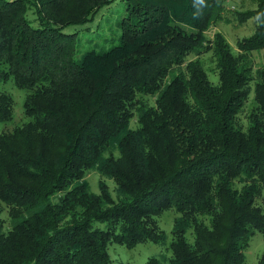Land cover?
Here are the masks:
<instances>
[{
	"label": "trees",
	"instance_id": "16d2710c",
	"mask_svg": "<svg viewBox=\"0 0 264 264\" xmlns=\"http://www.w3.org/2000/svg\"><path fill=\"white\" fill-rule=\"evenodd\" d=\"M252 1L235 13L254 33L233 52L205 36L225 0H0V82L25 91L27 119L0 133V264H111V244L164 246L170 210V256L146 264H245L264 237V63L253 76L250 59L264 49V0ZM114 3L108 33L66 31ZM206 53L217 85L197 59ZM12 118L0 92V124ZM88 170L113 180L116 202L102 184L89 190Z\"/></svg>",
	"mask_w": 264,
	"mask_h": 264
},
{
	"label": "rangeland",
	"instance_id": "374dc122",
	"mask_svg": "<svg viewBox=\"0 0 264 264\" xmlns=\"http://www.w3.org/2000/svg\"><path fill=\"white\" fill-rule=\"evenodd\" d=\"M225 12L223 13L224 19L218 22L214 27L209 29L205 36L207 40L212 41L215 33H220L227 40L229 45L232 47V51H237V41L243 38H248L254 33L255 22L253 19H249L244 23H239L236 18V13L246 12L248 10L255 9V3L252 0H225ZM102 11V10H101ZM111 11V12H110ZM122 11V6L119 3H114L111 6V10L99 13L94 19L85 26L79 27H68L66 31H79L80 34H88L89 36L94 35L97 31H102L103 33H108L109 24L108 22H114L119 13ZM112 13V14H111ZM195 55H190L187 60H195ZM203 65V68L208 76L209 81L217 85L218 75L215 67V61L212 53L202 54L197 58ZM252 63V74L255 76L256 70L264 63V49L260 51H255L252 53L251 57ZM254 82L250 84L253 88ZM0 92H6L11 95L13 99V118L10 122L6 124H0V133L3 131H9L15 126L24 124L27 119L23 113V102L25 98V91L20 90L15 87L12 80L6 82H0ZM253 92L249 96V100L246 103L244 110L239 115L238 119L241 125L245 128L248 124V110L253 103ZM145 104L148 106L154 105V99L149 96H138ZM138 115L135 112L133 119L130 123L131 129H136L138 127ZM85 180L89 186V190L98 194L100 185H104L111 196V199L116 202L117 197V186L113 180L101 176L95 170H88L86 172ZM259 205L264 209V194L262 198L258 200ZM177 217V214L173 211H166L158 220V226L161 231H163L167 236V241L164 246L156 245L153 243H142L136 245L132 249H128L124 246L111 244L108 246V253L111 260V264H146L147 260L151 257H162L168 258L170 256V251L167 249L171 240V229L173 226V221ZM1 219L3 220L4 232H7L11 225L9 224L8 208L2 205ZM189 232L187 234L188 240L192 241V235ZM264 254V237L260 233H256L249 241V246L245 251V264H257L258 260ZM166 264V262H162Z\"/></svg>",
	"mask_w": 264,
	"mask_h": 264
}]
</instances>
